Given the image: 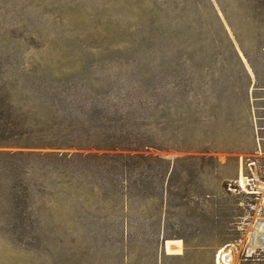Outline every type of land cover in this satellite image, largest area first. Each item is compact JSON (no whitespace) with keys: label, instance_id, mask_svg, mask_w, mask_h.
I'll return each mask as SVG.
<instances>
[{"label":"rangeland","instance_id":"374dc122","mask_svg":"<svg viewBox=\"0 0 264 264\" xmlns=\"http://www.w3.org/2000/svg\"><path fill=\"white\" fill-rule=\"evenodd\" d=\"M263 40L260 0H0V80L20 107L43 100L92 132L142 129L155 141L184 123L190 139L149 151L190 158L170 201L167 174L154 171L145 195L119 211L124 231L0 229V264H225L222 249L228 264H264V249L250 245L264 222ZM230 88L235 101L215 107L217 118L208 99ZM203 135L215 142L207 151L196 144ZM8 150L87 152L0 146Z\"/></svg>","mask_w":264,"mask_h":264},{"label":"trees","instance_id":"16d2710c","mask_svg":"<svg viewBox=\"0 0 264 264\" xmlns=\"http://www.w3.org/2000/svg\"><path fill=\"white\" fill-rule=\"evenodd\" d=\"M260 1L264 4V0ZM255 48L256 52L264 53V40L258 41ZM244 54L259 84L258 70L248 53ZM49 93L46 90L42 94ZM17 96L0 80V146L21 144L23 147L73 148L87 152L0 151L1 230L31 234L58 230L124 231L125 227L119 225L123 220L118 217L119 211L127 207L131 199L145 195L157 170L167 174L163 190L165 199L170 201L172 182L190 158L170 159L149 151L189 148V138L182 131L184 123L176 126L172 139L159 141L142 129L92 132L90 126H79L70 118H60L53 111L45 110L43 100L36 103L26 100L20 107L18 100L21 98ZM208 101L213 109L227 107L229 112L228 107L235 100L230 88L219 91ZM218 112H215L217 118L221 115ZM206 138L203 135L195 143L200 147L215 143ZM200 150L209 148L201 147ZM202 160L213 170L215 159L208 156ZM175 184L177 188L182 187L180 180Z\"/></svg>","mask_w":264,"mask_h":264},{"label":"bare ground","instance_id":"6f19581e","mask_svg":"<svg viewBox=\"0 0 264 264\" xmlns=\"http://www.w3.org/2000/svg\"><path fill=\"white\" fill-rule=\"evenodd\" d=\"M259 223H262L263 224V226H260V224H259V226H258V228H256V229H254L253 231H252V234H251V239H250V245L251 246H254V247H261L262 249H264V247H262V246H264V222H259ZM258 225V224H257ZM256 245H258V246H256ZM259 245H261V246H259ZM223 250V249H222ZM220 251V253L218 254V262L221 260L220 259V257H221V253H224L223 254V262L225 263V264H228V262H226V261H228V260H230L231 259V257H232V253H231V251H229V250H223V251Z\"/></svg>","mask_w":264,"mask_h":264},{"label":"built area","instance_id":"2783aa9c","mask_svg":"<svg viewBox=\"0 0 264 264\" xmlns=\"http://www.w3.org/2000/svg\"><path fill=\"white\" fill-rule=\"evenodd\" d=\"M259 190H261V191L264 190V186L263 185H260L259 186Z\"/></svg>","mask_w":264,"mask_h":264},{"label":"water","instance_id":"95a60500","mask_svg":"<svg viewBox=\"0 0 264 264\" xmlns=\"http://www.w3.org/2000/svg\"><path fill=\"white\" fill-rule=\"evenodd\" d=\"M165 246H166V243L164 244V248H165Z\"/></svg>","mask_w":264,"mask_h":264}]
</instances>
